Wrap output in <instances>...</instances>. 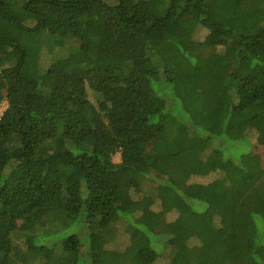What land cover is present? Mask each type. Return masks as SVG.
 <instances>
[{"label": "trees", "instance_id": "1", "mask_svg": "<svg viewBox=\"0 0 264 264\" xmlns=\"http://www.w3.org/2000/svg\"><path fill=\"white\" fill-rule=\"evenodd\" d=\"M262 76L264 0H0V264H264Z\"/></svg>", "mask_w": 264, "mask_h": 264}, {"label": "rangeland", "instance_id": "2", "mask_svg": "<svg viewBox=\"0 0 264 264\" xmlns=\"http://www.w3.org/2000/svg\"><path fill=\"white\" fill-rule=\"evenodd\" d=\"M34 24H36V22H31V23H29V25H34ZM197 37L198 38H202L203 36H202V32H199L198 34H197ZM234 47V46H233ZM231 49H233V48H231ZM230 49V50H231ZM108 52H112V53H114V52H118V50H114L113 48L112 49H110V50H108ZM227 52H229V50L227 51ZM43 55L41 56V58L42 59H44V60H46L45 61V66H48L49 64H50V59H52V58H54L55 57V55L57 54V53H54V54H51V55H49L48 56V58L46 57V52H43L42 53ZM228 65H229V69H230V67L232 66V61L229 59V63H228ZM262 79V81H263V84H264V76H262L261 77ZM209 92H211V90H208ZM98 106H99V104H98ZM6 107H7V103H6V101H3L2 103H1V105H0V116H1V114L4 112V110L6 109ZM251 142L252 143H254V138L252 137V135H251ZM255 153H257L259 156H260V158H261V163H262V166H263V168H264V146H259V147H257V148H255ZM112 161L114 162V163H119L120 161H121V158H120V153H117V154H115L113 157H112ZM212 177H193V178H191V179H189V183H195V184H205V183H207L208 181H210V179H211ZM142 189H143V191H148V190H152V189H154L153 188V182H152V180H147V181H145L144 183H143V185H142ZM143 211V213L148 217V218H153L155 215H156V213H158V211H159V204H158V202H155L152 206H148V207H145L144 208V210H142ZM175 218V213H170L168 216H167V220L168 221H172L173 219ZM53 221H56L55 219L53 220ZM124 228L125 227H123V226H121V227H117V229H119V233H118V237L117 238H115L114 239V243H112V244H110V245H108L109 247H117V248H120V249H124L125 247H127V245H128V239H126V236L124 235L123 236V234L121 233L120 234V231H122L123 232V230H124ZM15 240H14V243H15V245H18L17 246V251H16V253H18V257H19V260L20 259H22L24 256H23V252H24V250H25V246H24V244H23V238H21V239H17V237H15L14 238ZM114 244V245H113ZM167 250V249H166ZM168 251V250H167ZM160 259V261H158V264H162V258H159Z\"/></svg>", "mask_w": 264, "mask_h": 264}]
</instances>
